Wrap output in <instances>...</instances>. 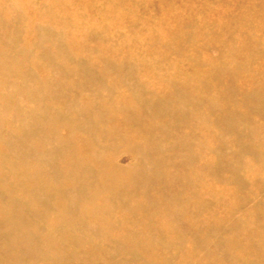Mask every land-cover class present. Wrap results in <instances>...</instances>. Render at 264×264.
Returning <instances> with one entry per match:
<instances>
[{
  "label": "rangeland",
  "instance_id": "obj_1",
  "mask_svg": "<svg viewBox=\"0 0 264 264\" xmlns=\"http://www.w3.org/2000/svg\"><path fill=\"white\" fill-rule=\"evenodd\" d=\"M0 264H264V0H0Z\"/></svg>",
  "mask_w": 264,
  "mask_h": 264
}]
</instances>
